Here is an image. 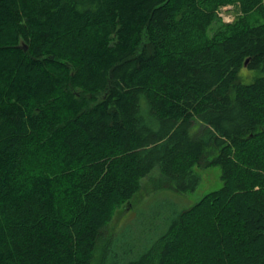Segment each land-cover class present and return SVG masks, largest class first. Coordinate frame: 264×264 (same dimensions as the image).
Segmentation results:
<instances>
[{"label": "trees", "instance_id": "trees-1", "mask_svg": "<svg viewBox=\"0 0 264 264\" xmlns=\"http://www.w3.org/2000/svg\"><path fill=\"white\" fill-rule=\"evenodd\" d=\"M209 166L146 250L102 243ZM0 264H264V0H0Z\"/></svg>", "mask_w": 264, "mask_h": 264}, {"label": "rangeland", "instance_id": "rangeland-1", "mask_svg": "<svg viewBox=\"0 0 264 264\" xmlns=\"http://www.w3.org/2000/svg\"><path fill=\"white\" fill-rule=\"evenodd\" d=\"M240 15L235 5H227L226 10L219 12V18L224 24L232 23ZM259 75L257 70L241 68L239 80L251 83ZM193 131H197L194 126ZM212 156L214 152L207 151ZM209 156V157H210ZM199 182L192 191H176L161 188L149 190L151 182L144 178L141 189L131 201L130 207L122 208L115 214L109 225L103 242L110 241L112 253H119L120 249L132 251L131 257L137 256L150 247L166 230L172 216L182 210L190 208L205 194L218 190L222 186L221 167L209 166L194 168ZM154 174V173H153ZM154 174L153 176H155ZM96 256H100L99 252Z\"/></svg>", "mask_w": 264, "mask_h": 264}, {"label": "built area", "instance_id": "built-area-1", "mask_svg": "<svg viewBox=\"0 0 264 264\" xmlns=\"http://www.w3.org/2000/svg\"><path fill=\"white\" fill-rule=\"evenodd\" d=\"M226 8H227V5L221 7V8L218 10V12H217L218 17H219V12L221 11V13H222L224 10H226ZM229 8H230V5H229Z\"/></svg>", "mask_w": 264, "mask_h": 264}, {"label": "water", "instance_id": "water-1", "mask_svg": "<svg viewBox=\"0 0 264 264\" xmlns=\"http://www.w3.org/2000/svg\"><path fill=\"white\" fill-rule=\"evenodd\" d=\"M23 49L26 50V47H23ZM245 63H246V62H245ZM245 63H244V65H245Z\"/></svg>", "mask_w": 264, "mask_h": 264}]
</instances>
